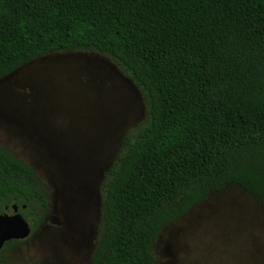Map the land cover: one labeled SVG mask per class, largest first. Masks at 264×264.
Segmentation results:
<instances>
[{"label": "trees", "instance_id": "trees-1", "mask_svg": "<svg viewBox=\"0 0 264 264\" xmlns=\"http://www.w3.org/2000/svg\"><path fill=\"white\" fill-rule=\"evenodd\" d=\"M59 52L110 58L147 109L104 175L89 264H155L163 228L227 187L264 205V0H0V81ZM14 204L43 224L35 171L0 146V216Z\"/></svg>", "mask_w": 264, "mask_h": 264}, {"label": "rangeland", "instance_id": "rangeland-1", "mask_svg": "<svg viewBox=\"0 0 264 264\" xmlns=\"http://www.w3.org/2000/svg\"><path fill=\"white\" fill-rule=\"evenodd\" d=\"M146 120L141 89L101 54L55 53L0 81V146L33 168L48 202L6 264L91 262L104 175ZM153 251L155 264H264V205L227 187L164 227Z\"/></svg>", "mask_w": 264, "mask_h": 264}, {"label": "water", "instance_id": "water-1", "mask_svg": "<svg viewBox=\"0 0 264 264\" xmlns=\"http://www.w3.org/2000/svg\"><path fill=\"white\" fill-rule=\"evenodd\" d=\"M31 234V225L20 214L16 204L0 216V251L7 242L12 240L23 241L28 239Z\"/></svg>", "mask_w": 264, "mask_h": 264}]
</instances>
